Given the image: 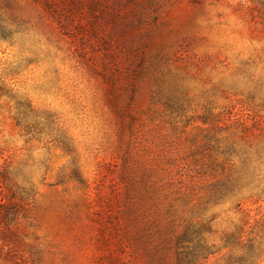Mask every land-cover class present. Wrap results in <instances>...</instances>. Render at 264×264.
I'll list each match as a JSON object with an SVG mask.
<instances>
[{
    "label": "rangeland",
    "instance_id": "rangeland-1",
    "mask_svg": "<svg viewBox=\"0 0 264 264\" xmlns=\"http://www.w3.org/2000/svg\"><path fill=\"white\" fill-rule=\"evenodd\" d=\"M0 264H264V0H0Z\"/></svg>",
    "mask_w": 264,
    "mask_h": 264
},
{
    "label": "trees",
    "instance_id": "trees-1",
    "mask_svg": "<svg viewBox=\"0 0 264 264\" xmlns=\"http://www.w3.org/2000/svg\"><path fill=\"white\" fill-rule=\"evenodd\" d=\"M11 199L0 196V219L8 220V216L18 212L19 205Z\"/></svg>",
    "mask_w": 264,
    "mask_h": 264
}]
</instances>
